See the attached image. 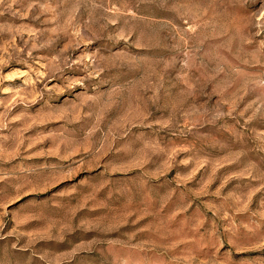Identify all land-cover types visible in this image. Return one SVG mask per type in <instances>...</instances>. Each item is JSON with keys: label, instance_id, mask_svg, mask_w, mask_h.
<instances>
[{"label": "rangeland", "instance_id": "rangeland-1", "mask_svg": "<svg viewBox=\"0 0 264 264\" xmlns=\"http://www.w3.org/2000/svg\"><path fill=\"white\" fill-rule=\"evenodd\" d=\"M0 264H264V0H0Z\"/></svg>", "mask_w": 264, "mask_h": 264}]
</instances>
